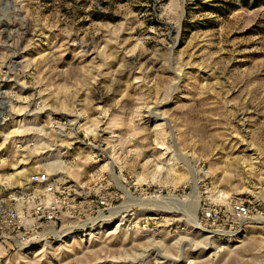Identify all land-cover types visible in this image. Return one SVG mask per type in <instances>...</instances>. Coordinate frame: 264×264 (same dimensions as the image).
Returning a JSON list of instances; mask_svg holds the SVG:
<instances>
[{
  "label": "rangeland",
  "instance_id": "rangeland-1",
  "mask_svg": "<svg viewBox=\"0 0 264 264\" xmlns=\"http://www.w3.org/2000/svg\"><path fill=\"white\" fill-rule=\"evenodd\" d=\"M34 171L84 216L0 264H264V0H0L1 209Z\"/></svg>",
  "mask_w": 264,
  "mask_h": 264
},
{
  "label": "built area",
  "instance_id": "built-area-1",
  "mask_svg": "<svg viewBox=\"0 0 264 264\" xmlns=\"http://www.w3.org/2000/svg\"><path fill=\"white\" fill-rule=\"evenodd\" d=\"M28 183V187H35L25 190L22 188L25 196L32 193L28 206L19 209L0 208V232L7 239L18 245H28L40 239V236L48 238L51 229L62 233V225L68 224V221H78L84 216V197L70 183L55 181L46 171L29 173ZM87 204L91 212L95 213L110 205L101 196L93 204L89 201ZM251 211L252 208L242 200L234 199L229 204V217H225L219 208L206 206L200 211L199 222L211 232L222 231L225 227L232 228L234 223Z\"/></svg>",
  "mask_w": 264,
  "mask_h": 264
},
{
  "label": "bare ground",
  "instance_id": "bare-ground-1",
  "mask_svg": "<svg viewBox=\"0 0 264 264\" xmlns=\"http://www.w3.org/2000/svg\"><path fill=\"white\" fill-rule=\"evenodd\" d=\"M196 227H197V226H196ZM90 230H91V229H90ZM88 233H91V231L88 232ZM207 236L210 238V234H209V235H206V237H207ZM66 238H67V237H66ZM70 238H71V237H70ZM67 239H68V238H67ZM67 239H66V240H67ZM228 239H229V238H228ZM228 239H227V241H228ZM218 243H223V241H220V240H219ZM27 249H28L27 246H23V250H24V251H26Z\"/></svg>",
  "mask_w": 264,
  "mask_h": 264
}]
</instances>
